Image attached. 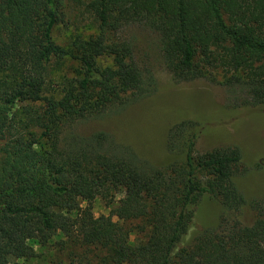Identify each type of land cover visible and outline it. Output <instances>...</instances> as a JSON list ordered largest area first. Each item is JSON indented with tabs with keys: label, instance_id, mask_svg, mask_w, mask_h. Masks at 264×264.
<instances>
[{
	"label": "trees",
	"instance_id": "obj_1",
	"mask_svg": "<svg viewBox=\"0 0 264 264\" xmlns=\"http://www.w3.org/2000/svg\"><path fill=\"white\" fill-rule=\"evenodd\" d=\"M75 1L97 34L65 49L53 33L66 0H0V264H264V163L240 145L198 153L195 123L184 121L168 138L182 157L155 167L78 130L153 94V76L120 37L132 24L159 35L176 81L222 70L248 95L235 108L264 115V0ZM69 61L72 77L46 95L51 72ZM98 198L117 203L110 216H95ZM206 200L226 214L249 206L256 221L214 226Z\"/></svg>",
	"mask_w": 264,
	"mask_h": 264
},
{
	"label": "rangeland",
	"instance_id": "obj_2",
	"mask_svg": "<svg viewBox=\"0 0 264 264\" xmlns=\"http://www.w3.org/2000/svg\"><path fill=\"white\" fill-rule=\"evenodd\" d=\"M64 11L65 22L58 25L53 33L57 44L68 49L75 36L87 38L97 34L93 17L75 0H66ZM120 37L133 44L139 66L156 82L155 90L151 96L127 107L111 110L103 118L84 120L78 129L82 135L102 132L113 144L130 146L142 160L155 167H164L182 157L180 151L171 152L168 148L170 132L181 122L192 121L195 127L190 132L197 129L199 133L198 153L238 144L245 150L251 164L264 163V115L235 108L245 102L248 95L241 88L230 86L225 80L224 71L209 70L202 78L178 82L164 62L156 32L144 25L132 24L121 30ZM101 63L108 65L111 61L108 59ZM76 65L69 61L60 70H53L48 79L46 95L58 96L62 81L72 77ZM14 110L21 112L22 105H17ZM260 186L264 188V180ZM246 187L254 191L259 189L254 184ZM116 206L117 203L108 206L106 200L98 198L92 204V210L97 217L110 216ZM201 210L206 221L214 226H224L234 221L252 226L257 218L256 212L249 206L226 214L218 203L209 200L202 204ZM114 220L118 219L115 217ZM131 227L134 229L132 240L140 239L141 236L135 234L138 230Z\"/></svg>",
	"mask_w": 264,
	"mask_h": 264
}]
</instances>
